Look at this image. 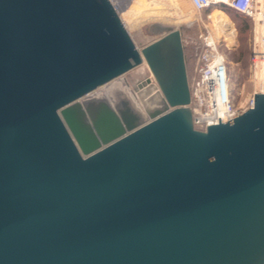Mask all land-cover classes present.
<instances>
[{"label":"water","instance_id":"obj_1","mask_svg":"<svg viewBox=\"0 0 264 264\" xmlns=\"http://www.w3.org/2000/svg\"><path fill=\"white\" fill-rule=\"evenodd\" d=\"M144 61L149 119L79 101ZM0 264H264V92L198 129L179 28L139 49L113 0H0Z\"/></svg>","mask_w":264,"mask_h":264},{"label":"rangeland","instance_id":"obj_2","mask_svg":"<svg viewBox=\"0 0 264 264\" xmlns=\"http://www.w3.org/2000/svg\"><path fill=\"white\" fill-rule=\"evenodd\" d=\"M113 1L115 2L119 12L124 11V9L128 8V6L133 2V0ZM182 2L188 8V3H186V0H182ZM170 6L171 4L168 6L167 10L170 13H168L170 15L168 16L172 19V21L164 22L160 19L149 20L139 27H130L128 24L125 22L124 23L139 49H142L149 43L164 35L169 28H179L182 31L188 75L190 77L194 74V55L195 53H199L202 50V35H208L213 31V22L212 18L210 17L213 9L207 11H198L194 8V11L193 8L189 7L191 12L194 14V19L192 21L190 20V22L185 21L176 24V9L174 8L175 6L173 4L172 8ZM217 8H220L226 12V14L232 20L237 31L236 43H230L225 39V37H223L218 42V47L220 51L226 56L228 61L233 102L237 108L245 110L250 107L251 99L254 94L256 92H261L256 85V20L255 17L239 14L229 8ZM173 9L175 10L172 12L171 10ZM172 13L175 14L171 15ZM234 15H238V17H235ZM158 24L163 25V28H158ZM152 83L157 84V81L149 65H147L146 61H144L142 64L129 70L122 76L116 78L104 86H101L97 92H102V94L107 97L105 92L109 89V92H111L110 96L117 98V88L122 91L130 89L131 91L136 92L139 89L142 90L147 86H150ZM88 99L90 98L85 96L79 101L84 103V101ZM109 100L111 103H113L111 98ZM138 103L141 105L140 100ZM165 108L166 104L160 109ZM146 119H149L148 114L146 115Z\"/></svg>","mask_w":264,"mask_h":264},{"label":"built area","instance_id":"obj_3","mask_svg":"<svg viewBox=\"0 0 264 264\" xmlns=\"http://www.w3.org/2000/svg\"><path fill=\"white\" fill-rule=\"evenodd\" d=\"M190 1L198 11L227 7L239 14L252 17L261 11L257 6V0ZM209 35H202V50L194 55V74L189 77L194 125L202 130L207 128V124L228 121L243 111L235 106L232 99L227 58L220 51L218 42L208 39ZM253 103L254 96L250 106H253Z\"/></svg>","mask_w":264,"mask_h":264},{"label":"bare ground","instance_id":"obj_4","mask_svg":"<svg viewBox=\"0 0 264 264\" xmlns=\"http://www.w3.org/2000/svg\"><path fill=\"white\" fill-rule=\"evenodd\" d=\"M188 3V8H193L195 11V7L190 0H186ZM171 4L175 6L176 9L175 14L176 24L181 22H187L194 19V14L189 10L185 4H183L182 0H133V2L128 6V8L124 9V11L120 12V15L124 22L128 24L130 27H139L145 22L149 20H157L160 19L164 22L172 21L169 17L170 13L167 8ZM257 6L261 9L255 15L256 20V31H255V41H256V85L260 89L261 92H264V0H257ZM169 7V8H170ZM171 10L172 12L175 10ZM197 10V9H196ZM169 13V14H168ZM169 15V16H168ZM213 31L208 36L210 41L219 42L223 37L228 40L230 43H236V28L226 14L225 11L220 8L215 7L212 10L211 16ZM196 18V17H195ZM174 19V18H173ZM262 21V22H261ZM148 65V64H147ZM106 85V84H105ZM148 85V84H147ZM104 86V85H103ZM137 86V85H136ZM100 88V87H99ZM97 88L90 94L86 95L88 98H106L110 102V98L113 100L111 105H115L118 99H122L128 97L131 102L135 105V107L143 114L147 115L149 111L154 110L156 108H161L166 104V100L164 95L158 84L152 83L150 86L142 90H138L136 92L131 91L130 89L120 90L117 88V98L111 97V92H105L107 97L102 94V92H97L99 89ZM101 90V89H100ZM99 91V90H98ZM126 91V92H124ZM101 94V95H100ZM109 98V99H108ZM141 101V105L138 103Z\"/></svg>","mask_w":264,"mask_h":264},{"label":"trees","instance_id":"obj_5","mask_svg":"<svg viewBox=\"0 0 264 264\" xmlns=\"http://www.w3.org/2000/svg\"><path fill=\"white\" fill-rule=\"evenodd\" d=\"M223 8H226L227 9V7H223ZM235 17H238V15H234Z\"/></svg>","mask_w":264,"mask_h":264}]
</instances>
